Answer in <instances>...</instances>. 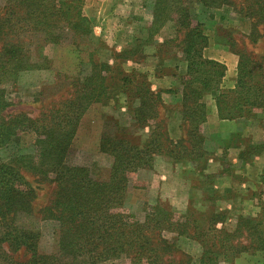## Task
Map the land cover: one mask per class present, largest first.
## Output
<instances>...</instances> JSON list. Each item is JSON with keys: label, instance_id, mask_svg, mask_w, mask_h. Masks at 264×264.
<instances>
[{"label": "trees", "instance_id": "16d2710c", "mask_svg": "<svg viewBox=\"0 0 264 264\" xmlns=\"http://www.w3.org/2000/svg\"><path fill=\"white\" fill-rule=\"evenodd\" d=\"M186 1L215 7L229 3L228 0ZM243 2L246 5L241 12L253 29L264 27V0ZM82 5L83 0H5L0 16V84L2 80L14 79L20 72L45 68L28 55L30 40L3 39L5 36L21 32L34 35L44 45H58L72 34L69 38L73 45L86 44L90 22L82 14ZM157 5L156 2L153 8L154 19ZM179 11L182 21L178 22L177 31L188 30L180 47L187 73L179 79L182 88L178 86L170 92L179 91L180 95L177 109L182 110L179 120L186 128L181 141L168 139L160 93L150 89L146 75L135 71L125 73L119 63L108 65L92 58L83 66L87 69L82 68L77 77L68 78L66 97L54 102L37 118L21 113L5 122L0 118V146L14 134L27 132L34 136L32 153L14 155L7 163L0 161V264H113L121 258L129 264H180L175 257L178 251L174 242L166 240L162 233L169 230L178 236L188 234L183 229L188 222L174 221L158 205L152 209L155 219L136 221L123 209L128 179L139 170L150 169L155 156L173 161L205 157L206 162L211 154L202 149L200 131L205 120L201 99L206 93H214L220 120H257L264 133V63L240 57L233 88L221 89L225 67L203 57L207 38L201 23L193 21L185 8ZM254 36L257 42L260 37L255 33ZM46 62L42 61L44 65ZM131 83L135 85L128 89ZM115 84L131 90L137 99L133 119L138 129L148 128L149 135L143 143L122 130L103 137L99 152L108 155L112 164L108 177L102 180L89 167L70 164L67 156L81 117L91 104L102 101L105 92ZM6 102L0 90V112L6 109ZM147 112H152L150 117ZM147 117L156 122L152 125ZM260 155H264V140L244 146L238 158L248 163ZM26 174L40 183L53 185L52 198L42 210L43 219L56 224L55 250L51 254L39 253L37 230L18 223L20 213L32 214L36 198ZM213 223L211 215L203 235L191 227L197 238L210 235L215 242L214 250L200 240L203 250L197 264H220L228 260V254L236 255L240 251L264 255L263 214L237 216L232 232L215 230ZM240 238L243 243L237 241Z\"/></svg>", "mask_w": 264, "mask_h": 264}, {"label": "rangeland", "instance_id": "374dc122", "mask_svg": "<svg viewBox=\"0 0 264 264\" xmlns=\"http://www.w3.org/2000/svg\"><path fill=\"white\" fill-rule=\"evenodd\" d=\"M228 1L227 5L215 7L186 0H120L116 10L113 12L114 7H112L110 13L105 12L108 5L103 3L101 12L99 9L96 11L95 20H89L90 33L86 39L87 43L77 47L69 38L72 34H67L69 36L58 45H44L37 40V37H33L34 35L21 32L5 36L3 39L12 37L14 41L30 40L28 55L45 68L23 71L14 79L2 80L0 90L4 100L7 101V107L0 112V118L5 122L20 113L31 119L37 118L54 102L66 97V91L69 89L68 78L77 77L82 68L87 69L83 66L89 58L108 65L119 63L122 71L131 73L137 69L132 68L134 63L136 66L142 65L138 69L145 71L151 67L148 63L156 62L155 57L181 55L180 47L183 46L188 31L186 28L177 31L178 22L182 21L179 11L182 8L188 11L193 21L201 23L207 44L212 42L226 48L238 58V62L241 57L264 63V27L257 26L255 31L250 21L244 18L241 9L248 1L245 4L243 0ZM156 2L158 3L155 14L157 18L154 19L153 8ZM4 4L5 0H0V16ZM85 4L83 0L81 10L84 16ZM188 21L187 19L186 22ZM101 24H106L102 32L99 30L102 28ZM163 24L168 25L163 34L169 39L158 44L156 38L160 36V27ZM94 25H98V29H95ZM93 31L95 34L92 36ZM254 33L260 37L257 42ZM132 58L142 61L132 62ZM122 59L125 61L122 62ZM43 60H47L45 65L42 63ZM154 71L158 74L161 70L154 69ZM134 85L131 83L127 88L131 89ZM111 86L109 91L105 92L102 101L91 104L81 117L67 156L70 164L87 166L102 180L108 177L112 160L108 155L99 152L101 139L120 130L136 137V133L140 130L134 122V113H132L137 107V99L133 97L131 90L123 89L119 84ZM181 88L182 85H179V89ZM150 113L147 112L149 117ZM176 116L182 118L180 108L177 109ZM146 119L152 125L156 122L148 117ZM244 121L252 123L251 129H248L247 136L237 143L243 147H250L253 142L260 139L262 129L256 130L257 120ZM184 124H187L185 120ZM5 140L0 146V161L4 163L14 155L32 153L34 150V136L31 133L14 134ZM236 141L226 139L225 145H234ZM209 144L216 146V137H211L208 140ZM225 150L221 148L216 155L207 158L205 163L203 161L205 157L185 159L178 163L181 166L177 165L174 169L170 168V165L162 164L160 156H155L150 169L139 170L128 179L123 209L136 221L155 219L156 215L152 216V209L158 205L167 210L174 221L188 222L183 228L188 230V234L178 236L169 230L162 233L166 240L174 242V247L178 251L175 257L180 260V264H197L203 250L200 240L208 249L215 250V242L210 235L197 238L191 230V227H195L200 234H205L211 215L214 216V223L211 226L215 230L223 229L228 232L234 230L237 216L264 215V168L252 166L244 170L243 162H241L242 166L238 163L232 166L229 159H232L234 154L228 155ZM218 176L227 178L229 192L213 188ZM26 180L35 189L36 198L32 204V214L24 216L20 213L18 223L37 230L40 235L37 245L39 253L51 254L55 250L56 224L51 220L43 219L42 210L52 198L53 185L40 183L28 174ZM242 183H245V186ZM221 184L223 185L224 182ZM236 195L242 200L248 199L250 203L245 206L233 202L232 199ZM225 197L234 205L226 203L225 206L221 201ZM256 203H260L259 207L261 206L262 211L254 214L251 206L255 207ZM228 206L232 207L231 210H227ZM230 211H233L232 214H229ZM237 241L243 243L242 238ZM233 244L235 245V240ZM113 264H129V262L121 258L114 260ZM220 264H264V255L240 251L236 255L228 254V260Z\"/></svg>", "mask_w": 264, "mask_h": 264}, {"label": "crops", "instance_id": "0c3cea01", "mask_svg": "<svg viewBox=\"0 0 264 264\" xmlns=\"http://www.w3.org/2000/svg\"><path fill=\"white\" fill-rule=\"evenodd\" d=\"M85 2H86L84 6V13L86 14L85 16H87L88 20L93 21V19L95 20L96 18V14H97L96 11L99 9L101 12V10L103 9V5H102L103 3L108 5L105 12L110 13L112 7H114L113 12L116 10V7H118L120 0H102V2L101 0L99 1L85 0ZM101 26L102 28L99 29L100 32H102V29L106 27V24L104 25L101 24ZM94 28L98 29V25H94ZM167 28H168L167 24L162 25L159 32L160 36L156 38L158 44H162L169 39V37H165V35L163 34ZM93 34H95L94 31L92 32V36ZM146 34L148 35L147 32ZM203 57L208 60H213L215 62L224 65L225 75L224 78L222 79L220 88L232 89L235 83L233 77H235L236 75L238 58L233 53L228 51L226 48H223L220 45H217L212 42H209L207 44V47L203 51ZM155 58H156V62L151 61L150 63H148L151 65V67L145 71H143L142 69L140 71V69L138 68H141L142 65L136 66L135 63L133 64L134 66L132 68L136 67L138 70L135 69V72L137 73L141 72L142 74H145L148 78L147 80L150 89L153 92L160 93L161 102H162L161 115L168 139L173 142L181 141L186 136V129L184 128V126H182L179 118L176 116L180 95H179V91L177 92H170V91L178 88L179 79L186 76L187 64L180 55H176V56L174 55L173 57L169 56L166 58H161V57L160 58L155 57ZM135 61L138 62L142 60L134 58L132 62ZM154 69H158V70L160 69L161 71L158 74H156ZM201 103L205 106V120L200 127V131L202 132V136H203V144H202L203 151H205L207 154L209 153L211 155L213 154L216 155L217 154L216 152L221 151V148L226 149L225 152H227L228 155L234 154V157L232 159H229V161L232 163V166H234L236 163L242 166V163L239 160L238 156L241 152L244 151V147L243 145H239L237 142L240 139L243 140V138L247 136L248 133L247 130L251 129L252 123L246 122L244 120H231V121L220 120L217 116V111L214 103V93L204 94L201 99ZM259 128L260 126L258 124L256 126V130H258ZM148 133H149L148 128L140 129L138 133H136L137 140L143 143L148 137ZM211 137H216V142H217L216 146H212L210 144L208 145V140ZM230 137L231 139H235V141L237 139V141L235 142L234 145L227 146L225 145V141L226 139H230ZM262 140H264V133L261 130L260 139L253 143L254 144L259 143ZM160 157L162 164L170 165V168L173 167V169L177 165H180L178 163L181 162V161L176 162L173 160H168L164 156H160ZM263 162H264L263 155L256 156L250 162L243 163V168L244 170L245 169L247 170V168L252 166H256L258 168H264ZM184 165L186 164L184 163ZM181 168L185 169V167H181ZM221 182H224V184L222 185ZM242 185L245 186V183H242ZM213 188H217L224 192L230 191L229 183L226 177L219 178L218 176V178H216V181L214 182ZM236 197L232 199L234 200L233 202L235 203L238 204L242 203V205L245 206L248 203H250L248 199L245 198L244 200L240 199L239 195H236ZM221 201L222 203H224L225 206H227V204L234 205V203L232 201H229L227 197L223 198V200ZM216 203L219 202L216 201ZM259 204L256 203L255 207L253 205L251 206L252 209L254 210V214L256 212L259 213L260 211H262V209H260L261 206L259 207ZM227 208H228L227 210H231L232 207L228 206ZM232 212L230 211L229 214H232Z\"/></svg>", "mask_w": 264, "mask_h": 264}]
</instances>
